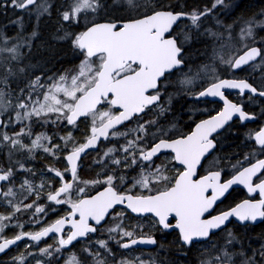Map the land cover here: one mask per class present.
Instances as JSON below:
<instances>
[{"label": "snow or ice", "instance_id": "obj_1", "mask_svg": "<svg viewBox=\"0 0 264 264\" xmlns=\"http://www.w3.org/2000/svg\"><path fill=\"white\" fill-rule=\"evenodd\" d=\"M9 12L0 264H264V7L0 0Z\"/></svg>", "mask_w": 264, "mask_h": 264}, {"label": "flooded vegetation", "instance_id": "obj_2", "mask_svg": "<svg viewBox=\"0 0 264 264\" xmlns=\"http://www.w3.org/2000/svg\"><path fill=\"white\" fill-rule=\"evenodd\" d=\"M201 2H207V0H201ZM9 18L14 19L15 15L8 14V17L0 15V27H3L5 24H8ZM68 66L71 67L72 65H68ZM260 72H261V70L257 69L256 72H255V75L259 76ZM211 99H213V98H211ZM229 99H234V96L233 95H229ZM214 100H216V99H214ZM191 104H192L191 100H187V99H184V98H178V103L175 104V107H176V109L178 111L179 110L186 111L187 106H191ZM221 105H222V101L216 100V103H214V104H201L200 107L201 108H205L206 107V108H209V109H214L216 107H220ZM185 119H186V117H185ZM256 126L257 125L254 124V123H249L248 124V129L255 128ZM248 129L242 128L239 125H237L233 129V132L236 133V135L235 136H233V135H228L227 136V139L225 141V149L224 150L226 152L230 151V150H238L239 151V149L236 148V145L237 144H242V142L244 140V135L248 131ZM93 158H94L93 156H89V157L86 158V162H85V165H84V172H83L84 178H88L90 175L93 174V167L91 166V161H92ZM35 163H36V166L39 167L40 164L43 163V161H41V159L38 156ZM238 192H240V194H238ZM235 194L236 195H234V198L236 200L243 199V198H245L247 196V192L243 188H237V192Z\"/></svg>", "mask_w": 264, "mask_h": 264}, {"label": "trees", "instance_id": "obj_3", "mask_svg": "<svg viewBox=\"0 0 264 264\" xmlns=\"http://www.w3.org/2000/svg\"><path fill=\"white\" fill-rule=\"evenodd\" d=\"M246 3H250L252 5V7L258 11V9H260L261 7H264V0H245ZM9 14H12L14 15L12 12H9ZM44 129H38L37 131H42ZM238 151V150H237ZM38 167V166H37ZM238 194H240V192H238ZM236 195V194H234ZM262 228H264V224H259V227L256 228V232H259ZM169 239L171 240L172 237H169ZM149 253L151 254H155V248L152 249V250H136L135 251V255L139 256L141 254H143V258L147 259L148 258V255ZM123 254V253H121ZM172 259H180L181 260V264H185L182 257L178 258L175 256V254L172 255L171 257ZM194 256L193 255H190L189 259H193Z\"/></svg>", "mask_w": 264, "mask_h": 264}, {"label": "water", "instance_id": "obj_4", "mask_svg": "<svg viewBox=\"0 0 264 264\" xmlns=\"http://www.w3.org/2000/svg\"><path fill=\"white\" fill-rule=\"evenodd\" d=\"M213 99H216V100H219L218 98H213ZM237 188H243V186H238ZM244 189V188H243ZM246 192L247 190L244 189ZM137 247H142V248H152V246H137Z\"/></svg>", "mask_w": 264, "mask_h": 264}, {"label": "rangeland", "instance_id": "obj_5", "mask_svg": "<svg viewBox=\"0 0 264 264\" xmlns=\"http://www.w3.org/2000/svg\"><path fill=\"white\" fill-rule=\"evenodd\" d=\"M39 128H37L36 130H38ZM42 131H44V130H42ZM133 222H135V221H133ZM183 261V260H182Z\"/></svg>", "mask_w": 264, "mask_h": 264}, {"label": "bare ground", "instance_id": "obj_6", "mask_svg": "<svg viewBox=\"0 0 264 264\" xmlns=\"http://www.w3.org/2000/svg\"><path fill=\"white\" fill-rule=\"evenodd\" d=\"M259 223V222H258Z\"/></svg>", "mask_w": 264, "mask_h": 264}]
</instances>
